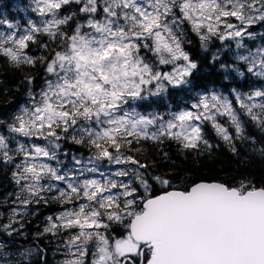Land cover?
Instances as JSON below:
<instances>
[{"label": "snow or ice", "instance_id": "obj_1", "mask_svg": "<svg viewBox=\"0 0 264 264\" xmlns=\"http://www.w3.org/2000/svg\"><path fill=\"white\" fill-rule=\"evenodd\" d=\"M22 10L26 19H0V61L41 72L0 115V171L14 186L0 194V264H48L38 242H17L41 204L61 208L35 234L59 240L57 264H264V186L177 183L145 147L163 161L166 142L210 154L209 124L233 154L257 142L246 126L264 133V0H29ZM198 74L207 82L195 91ZM178 94L187 99L173 103Z\"/></svg>", "mask_w": 264, "mask_h": 264}, {"label": "trees", "instance_id": "obj_2", "mask_svg": "<svg viewBox=\"0 0 264 264\" xmlns=\"http://www.w3.org/2000/svg\"><path fill=\"white\" fill-rule=\"evenodd\" d=\"M0 7L4 9L9 20H23L26 19L24 11L14 4V0H0ZM196 52H199L198 42L193 37V45L190 46ZM34 53L35 46H33ZM214 51V49H213ZM205 55L200 53V56ZM199 59V57H197ZM202 69L207 68V61L201 64ZM41 69L24 68L17 70L10 67L7 63L0 61V115H10L13 110V105L17 102H22V96L25 91L24 77L36 76L37 84L40 83V76L38 73ZM216 79H219L216 77ZM195 84L199 85L194 90L199 91L207 82L204 76L197 75L194 77ZM7 89V91H5ZM247 91V89H244ZM187 99V95L178 94L173 103L182 102ZM224 123V121H221ZM247 134L256 138V143L237 142L238 155L233 154L229 150V146L220 139L211 125L205 127V138L214 145L210 154L197 156L196 153L181 152L179 146L174 142H166L161 145L163 152H167L171 157L170 161H163L160 159L161 153L159 149L150 144H146L148 149V157L156 159L160 165L158 171L161 173L171 172L173 178L177 183H186L191 180H218L220 182L235 183L240 180L252 181L257 186H264V158H261L259 149L264 147V133L252 124L247 126ZM66 148L70 152H87L79 146L66 144ZM174 162V163H173ZM10 170L0 171V194L6 195L8 192L14 190V186L10 181ZM3 195H0V200H3ZM59 205L50 204L38 206V211L35 215H28L24 218V237H17V242L28 247L27 241H34L40 243L42 246H47L48 242L55 243V237L45 235L38 240L35 239V234L43 230L45 218L53 215ZM6 221V219L4 220ZM33 244V242H32ZM37 259V257H34Z\"/></svg>", "mask_w": 264, "mask_h": 264}, {"label": "rangeland", "instance_id": "obj_3", "mask_svg": "<svg viewBox=\"0 0 264 264\" xmlns=\"http://www.w3.org/2000/svg\"><path fill=\"white\" fill-rule=\"evenodd\" d=\"M14 4L18 5V7H20L21 9H26L28 7L29 0H14ZM4 13H5L4 9L0 7V19H2V18H8L7 16L5 17L3 15ZM24 13H25V15L27 17L28 13H26V11H24ZM255 30L256 31H260L261 29H255ZM60 210H61V208L60 209H57L55 213H58ZM0 211H4V208H0ZM55 213H53V214H55ZM4 222L6 223L7 220L4 221ZM45 224H46V218H45ZM45 224L43 225V227L45 226ZM32 242H33V244H35L34 241H27L28 247H32L33 246ZM18 243L20 244L21 242L18 241ZM58 243H59V240L57 238H55V243L52 244V247H53L52 248V252L55 251L54 249H55V247H56V245ZM50 257L53 258V254L52 253L50 254ZM57 257H58L59 260L61 259V257L59 255H57ZM33 259H34V257H33Z\"/></svg>", "mask_w": 264, "mask_h": 264}, {"label": "flooded vegetation", "instance_id": "obj_4", "mask_svg": "<svg viewBox=\"0 0 264 264\" xmlns=\"http://www.w3.org/2000/svg\"><path fill=\"white\" fill-rule=\"evenodd\" d=\"M54 242H48L46 245L47 246H45V248L47 249V260H48V264H57V261L59 260L58 259V257H57V254H56V251H54V252H52V244H53ZM40 244V243H39ZM41 245V244H40ZM42 246V245H41ZM42 247H44V246H42ZM55 249H56V247H55ZM54 249V250H55ZM53 254V258H51L50 257V254Z\"/></svg>", "mask_w": 264, "mask_h": 264}]
</instances>
